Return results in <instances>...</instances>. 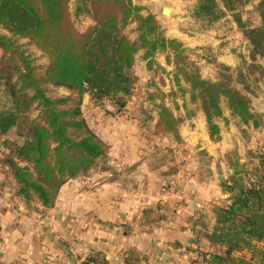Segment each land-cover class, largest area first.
<instances>
[{
    "label": "trees",
    "instance_id": "obj_1",
    "mask_svg": "<svg viewBox=\"0 0 264 264\" xmlns=\"http://www.w3.org/2000/svg\"><path fill=\"white\" fill-rule=\"evenodd\" d=\"M73 1V15L92 21L82 33L72 21V0H0V31L5 32H0V89L9 102L0 109V136L14 130L21 140L3 141L6 155L0 162L15 182L18 198L50 209L66 182L96 168L105 171L100 162L108 146L82 117V99L88 95L94 104H110L116 113H124L137 82L133 67L138 53L148 71L161 69L155 56L165 54L166 62L174 67L179 91L188 93L189 103L203 114L211 141L219 140L216 120L223 117V105L239 125L259 126L251 111L248 75L257 73L264 78V66L256 63L264 64V0L252 9L258 18L255 25L241 16L248 0H197L191 10L195 20L210 27L230 14L249 45L250 63L236 70L219 65L216 80L202 78L198 68L187 61L182 44L165 38L156 15L142 14L143 8L132 0ZM132 24L136 36L129 39L124 31ZM18 39H27L46 57L42 74ZM181 81L188 89L181 87ZM49 86L67 89L75 97L51 98ZM155 108L153 135L168 134L181 142L178 127L183 119L162 104ZM33 110L37 114L30 118ZM191 111L186 117L195 114ZM262 155L249 184L237 170V161L229 160L235 169L229 200L212 207L213 226L203 238L214 251L204 254L201 264H264ZM128 252L123 264H139L137 254ZM242 253H248V258L237 256Z\"/></svg>",
    "mask_w": 264,
    "mask_h": 264
},
{
    "label": "crops",
    "instance_id": "obj_2",
    "mask_svg": "<svg viewBox=\"0 0 264 264\" xmlns=\"http://www.w3.org/2000/svg\"><path fill=\"white\" fill-rule=\"evenodd\" d=\"M133 1L135 2V0ZM136 2L142 7L144 6L145 9H149V12L155 15L160 14L156 18L161 25L165 38L179 41L186 51L196 56L195 62L202 69L207 67L212 74L216 73L219 65L236 70L239 66V62L235 64L236 54L239 57L237 60L241 61L240 64L250 63L247 54L248 42L237 29L230 14L206 29L191 32L190 29L187 28L186 30L181 27L186 25V21L192 23L193 26L200 22L192 16H187L188 19L181 16V8L178 9L179 6L176 5L175 0H136ZM163 4L167 5L164 6ZM163 8L170 10L168 17L162 16ZM220 43L221 45H231L229 58H223L225 53L222 50L218 53L215 52V45L218 46L219 50L221 49L219 48L221 47ZM240 48L241 52L239 53ZM205 50L209 54L211 51L215 52L214 58L211 59V57L204 55L202 52ZM141 55L142 53L139 54V56ZM161 55L160 53L156 54L155 61L163 66L164 60L163 64L159 60ZM256 63L264 66L261 60H257ZM259 77L257 73L249 75L251 111L257 115L259 126L255 129L252 126H242L241 128L246 130L249 135L257 136L251 139L250 143L253 149L260 151L264 146V78L260 79ZM88 101L93 105L90 98ZM86 106L87 104H85L86 109H96L93 108L94 105ZM136 107H138L137 101L130 97L123 113L122 122H119L120 119L105 118L104 120L108 122V125H111V131L99 130L102 137L90 125L85 115L83 117L89 129L109 148L106 157L103 159L104 162L116 160L118 162L116 167L120 166L123 169V233L120 235L127 238L132 237V235L144 236L145 233L153 232L159 237L162 236L163 239H176V247L184 248L183 239L191 237L193 229L194 233L199 236H203L207 230L206 227L203 229L192 227L191 223L187 221L189 218L196 219L194 223L197 224V216L205 213L208 218V231L211 230L213 226L211 210L214 204L219 203L218 198L221 191L212 183L210 177L205 182L203 181L204 183H196V179L190 176L187 178L188 181L185 180L187 183L184 184L185 188L187 187L186 192L190 194L185 191L177 192L178 187L175 186L176 174H178L176 173V165L168 163L169 165L167 164L166 167L168 170L161 172L160 169L163 168L156 161L160 154L149 153L145 150L144 138L149 137V134L153 138L154 135L152 129L151 133L145 135L141 128L140 117L134 115ZM89 112L95 111L89 110ZM188 118L184 119L182 127L184 130L188 127L192 129L190 132L188 129L183 132L182 127L179 128L180 146L183 148L180 151H177L179 148H176L177 150L168 148L167 151L173 154L171 159L175 161V153L178 156H183L186 159L183 169L190 174L220 170L216 162L223 159L228 151L226 145L223 144L225 138L220 122L216 121L220 130L219 140L211 141L203 114L198 111ZM223 118L238 124L228 111L223 113ZM102 162L101 160L100 163ZM94 171L92 170L85 177L66 182L59 190L52 208L43 209L36 201L33 207L29 208L23 200L15 195V182L8 174L7 167L0 162V264H81L80 258L73 252L76 245H65L61 239L63 235L67 238H70V235L73 236L71 231H74L76 235L88 236L87 241H90V238L97 240L98 237L102 239H98L97 242L110 243V237L117 235L118 230H114V226L110 227L107 222L102 221L96 214L97 207L95 208L98 202L105 203H103L102 198L88 195L82 191L88 189L87 185H89V180L94 175ZM97 173L105 175L106 171L99 170ZM7 179L9 185L5 183ZM81 192L85 194H80ZM177 196L180 199L177 200ZM72 199L77 200V202L73 204ZM71 203L74 206L68 207L69 211L66 210L65 207ZM77 204L79 205L78 210H74ZM81 213L82 216H80ZM146 214L152 216L147 217L146 220ZM183 216H187V218L184 219ZM201 217L199 216V218ZM91 218L104 222L111 229L98 232L92 229L94 232L89 234L84 229H80L78 233L77 230L64 227V220L86 222L90 221ZM150 220L155 224L147 226L145 223H147L146 221L150 222ZM118 248L119 251L123 249L121 245ZM131 249L137 253L143 252L139 246ZM121 260L123 262V258Z\"/></svg>",
    "mask_w": 264,
    "mask_h": 264
},
{
    "label": "rangeland",
    "instance_id": "obj_3",
    "mask_svg": "<svg viewBox=\"0 0 264 264\" xmlns=\"http://www.w3.org/2000/svg\"><path fill=\"white\" fill-rule=\"evenodd\" d=\"M133 4H137L136 0L135 2L132 0ZM177 3L176 5L179 6L178 9L182 12L181 16L186 17L191 16V10H193L197 0H175ZM258 0H248V3L244 6L243 11L241 12V16L243 20L250 21L251 24L255 25L258 22L257 14L253 12V8L256 6ZM142 7L140 4H137V6ZM166 6L167 4H163ZM71 16L72 21L74 24V27L78 32H84L91 24L92 21L85 16L75 17L73 15V9H74V1L72 0L71 4ZM142 14L151 13L149 12V9H145L144 6L142 7ZM170 15V14H169ZM160 16L159 13H157L156 17ZM188 19V18H187ZM185 22V26L181 27L182 29L188 28L191 32L200 30V29H206L207 27L202 24L201 22L198 23L196 26H193L192 23ZM183 25V24H182ZM161 28V25H160ZM134 24L128 26L125 29V34L129 39H134L136 34L133 32ZM162 30V28H161ZM163 31V30H162ZM1 33H5L2 30ZM164 35V34H163ZM175 40V39H174ZM216 40V39H215ZM177 41V40H176ZM219 41V40H217ZM179 42V41H178ZM229 42V40H228ZM17 43L21 46V48L30 56V58L33 60L34 65L37 67V72L39 74H42L46 64L47 59L46 57L34 46L32 45L27 39H18ZM219 42L217 43V45ZM183 46V45H182ZM219 48L215 45V52L218 53L221 50L223 51V58H229L230 50L229 48L231 45H221L220 43ZM184 48V46H183ZM215 52H210V54L205 50V52H202L204 55H207V57H211V59L214 58ZM241 52V48L239 49V53ZM140 53H138L135 57V63L133 67V72L137 78L136 85L133 89V99L137 101L138 107L134 109V115L137 117H140V124L141 128L144 130L145 135L151 133L153 134V124L155 122L154 118L157 114V109L155 106L157 104H162L169 108L171 112L174 114L175 117H180L183 119H187L186 117L187 113L194 111L198 112L195 108V106L191 105L189 103V95L188 93L182 94L179 91V87L176 85L173 74H174V67L171 64H168L165 60V54H162L159 58L160 62L164 64L163 66H160L157 62V64L160 66L161 69H157L156 71H148L145 68V62L142 61L141 56H139ZM185 55L187 56V61L191 64H194L204 79H211L216 80L217 79V72L216 73H210L209 68L202 69L196 62L195 58L196 56L193 53H189L185 50ZM235 55V54H234ZM164 59H163V58ZM234 57V56H233ZM236 57V58H235ZM235 64L239 62V68H243V65L240 64L241 61H238L239 58L237 54L235 55ZM208 70V71H207ZM213 70V69H212ZM233 75H235V72H231ZM251 76V74H250ZM248 82H250V78L248 75ZM250 84V83H249ZM180 85L183 89H188V86L184 84L182 81L180 82ZM251 85V84H250ZM238 88H241V85L237 84ZM149 94H152L151 98L149 99ZM47 95L51 98H59V97H66L71 96L72 98L75 97V94L71 93L67 89L64 88H55V87H48ZM154 95V96H153ZM90 97L88 95H84L81 103V113L82 117H85L90 122V125L95 128V130L100 134L99 136L102 137V133L99 130L108 131L111 128V125H108V122L105 121V118H114V119H120L119 122H122L123 120V111L120 113H116L115 107H113L110 104H105L103 106H98L93 103V105L96 109H86L85 104H87L88 107L93 106L90 103H88V99ZM140 103V105H139ZM9 106V102L7 98L5 97L3 90L0 89V109L4 106ZM86 106V107H87ZM89 110H93L95 112H89ZM228 111L224 105H223V113ZM128 112V111H127ZM37 112L32 111L30 113V118H33L36 116ZM91 114V115H90ZM153 117V118H152ZM189 119V118H188ZM221 124V130L224 135V142L223 144L226 145V148L228 149L226 156H224L223 159H220L216 162L217 166L220 167V170L214 171L212 170L209 172L204 173H196L190 174L187 170H184V165L186 164V159H184L183 156H178L177 153L174 155L176 156L175 161L171 159L173 157V154L171 152H168V148H173L177 150L176 148H179L177 151H180L181 148H183L181 145V142H176L172 135H158L154 136L153 138L149 134V137L144 138V147L145 150H147L149 153L153 154H160V157L157 162L163 169H160L162 171H167L166 167L169 165L168 163L175 164L176 165V187H178L177 192H182L187 190V187L185 188L184 184L185 180L187 178H195V182L197 183H204L206 179L209 177L212 178V183L218 188L220 193V197L218 198L219 203H226L229 200L230 191L232 188L231 183V177H233V173L235 169L230 168L229 166V160L233 161L236 160L238 163L237 170L242 172L244 182L249 184L254 180V172L255 168H259L260 161L263 160L264 154V146H262V150L253 149L251 146V139L254 137H257L254 134L249 135L246 130H242V126L239 124H234L231 121H227V118L224 119L219 118L217 119ZM216 120V121H217ZM182 121V122H183ZM188 121V120H186ZM182 122L180 123L178 127H182ZM185 127V126H184ZM187 127V125H186ZM182 131H186L187 129L189 132L191 131V127L188 128H181ZM111 131V130H110ZM208 133V131H207ZM220 134V131H219ZM118 136V135H117ZM156 137V138H155ZM99 138V137H98ZM4 140H11L16 141L17 143H20L21 140L18 139L15 135V131L11 130L9 133H7L4 136H0V160L4 158L6 155V151L4 150L2 143ZM109 149V148H108ZM108 152V151H107ZM158 152V153H157ZM104 162V160H102ZM170 161V162H169ZM100 163V166L102 164V167H104L106 174L101 175L97 173V171H101L100 168H96L93 172L94 175L91 174V179L89 180L88 189H84L82 191L86 192L88 195L102 198L103 203L98 202L95 205L96 208V214L97 216L104 222H107L110 227H115L114 230H118L117 235H114L112 238L110 237L111 242H97L99 239L97 237V240H93V238H90V241H87L88 236H80L79 234L76 235L74 231H71L70 238L65 237L63 235L61 239L64 241L65 245H76V251L73 250L75 255L80 258L81 264H101L103 262H108L109 264H123L122 258H125L126 254H128V251H133L137 254V256L140 258L139 264H201L202 256L204 254H207L209 252H213L214 249H211L203 236H199L195 234L193 229V234L191 237H186L183 239V246L184 248H178L175 245L176 239L173 238H166L163 239L162 236H157L155 233H145V235H137L132 237H123V235H120V233H123V169L120 168V166L116 167L118 162L107 160L104 163ZM174 162V163H173ZM168 164V165H167ZM99 166V167H100ZM115 168V169H114ZM4 170V169H3ZM185 171V172H184ZM3 174V173H2ZM5 176V175H4ZM105 176V177H103ZM223 177V180H220L219 177ZM179 178V180H178ZM77 179V178H76ZM204 181V182H203ZM9 185L8 179L6 182ZM199 185V184H197ZM201 185V184H200ZM195 186V185H194ZM12 189L10 185V190ZM84 192H81L80 194H85ZM14 193V192H13ZM187 194H190L189 192H186ZM193 198V197H192ZM180 199L177 196V200ZM37 202V201H36ZM73 204L77 202V200L72 199ZM26 203V202H25ZM33 204L35 202H27L26 206L29 208L33 207ZM72 203L65 207L66 210L69 208H72L74 205ZM79 205H75L74 210H78ZM69 211V210H68ZM82 216V213L80 214ZM79 216V217H80ZM152 215L146 214V220L147 217H151ZM199 216H202L199 218ZM191 217V216H190ZM184 219L187 218V216H183ZM189 218V216H188ZM197 224L194 222L196 219L193 220V218H189L187 220L189 223H191L192 227H197L200 229H203L204 227L207 228L206 231H208V218L206 214L204 215H198L197 216ZM104 222H100L98 220H94L91 218L90 221L86 222H72L69 220H64V227L77 230L79 233V230L84 229L85 232L92 234L94 230L101 231L104 229H111L108 226L104 224ZM147 226L153 225V221L150 220L146 221ZM187 222V223H188ZM205 228V229H206ZM87 230V231H86ZM146 231V230H145ZM116 234V233H114ZM88 235V234H86ZM67 236V235H66ZM158 237V238H156ZM102 239V238H100ZM99 239V240H100ZM93 240V241H92ZM124 241V243H123ZM121 245V248L119 251L118 246ZM133 246V247H132ZM136 246H139V248L143 252L135 251L134 248ZM87 247V248H86ZM187 247V248H186ZM89 248V250H88ZM185 249V250H184ZM121 250H123V256L121 253ZM237 256H244L248 258V253H242L238 254ZM94 259L96 262H91L90 260Z\"/></svg>",
    "mask_w": 264,
    "mask_h": 264
},
{
    "label": "water",
    "instance_id": "obj_4",
    "mask_svg": "<svg viewBox=\"0 0 264 264\" xmlns=\"http://www.w3.org/2000/svg\"><path fill=\"white\" fill-rule=\"evenodd\" d=\"M161 14L164 17H168L170 14V10L168 8H163L161 11ZM219 179L223 180V177L220 176ZM237 192H238V190H236V189L233 190V194H236Z\"/></svg>",
    "mask_w": 264,
    "mask_h": 264
}]
</instances>
